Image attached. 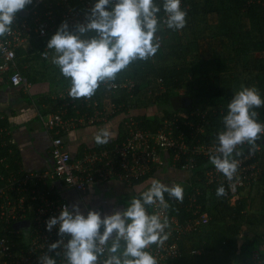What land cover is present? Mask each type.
Here are the masks:
<instances>
[{
  "label": "trees",
  "instance_id": "1",
  "mask_svg": "<svg viewBox=\"0 0 264 264\" xmlns=\"http://www.w3.org/2000/svg\"><path fill=\"white\" fill-rule=\"evenodd\" d=\"M49 1L54 0H32L23 11L43 12ZM72 3L76 8L82 7L75 0ZM155 3L161 6L158 15H165L162 9L163 0H155ZM245 4V0L185 1L181 4L182 10L187 12L185 28L174 31L168 29L161 21L160 30L157 32L161 38V46L155 56L146 61H133L117 74L115 82L122 83L131 79L135 81L136 99L133 104L136 117L144 129L159 130L165 118H172L180 111L187 113L195 109L199 112L208 111L203 122L204 131L193 141L214 143L215 134L223 129L222 119L227 114V105L234 93L240 90L241 85L256 87L264 99V55L261 56L264 54V2L249 7ZM54 8L55 11L58 10L56 6ZM82 8L86 10L85 7ZM74 30L75 28L71 29ZM51 37L52 35L40 40L41 48L47 47ZM48 53L51 57L52 50L48 49ZM17 55L21 66L29 64L30 68L23 69L25 78L34 84L41 81L42 77L37 76L39 72L31 65L34 60L41 58V52L35 48L22 47L17 49ZM41 61H45V66L49 63L50 67L54 68L64 88L70 85V79L65 78L58 67L45 58ZM226 72L238 73L234 76L238 82L230 84L233 79ZM159 79H162L160 84L165 88L160 94ZM107 88V85L101 84L91 98L98 97L101 101ZM150 89L153 93L148 95ZM112 96L117 102L130 99L125 89L113 93ZM52 101L51 111L60 105L58 100ZM75 103V107L69 106V114H76L77 111L79 115L93 113L89 99H76ZM141 110H144V113H141ZM254 110L258 113V122L264 121V107ZM179 120L177 125H180V129L177 131H184L187 140L191 139L192 131L185 125V121L202 122L200 116L196 114L189 116L188 119L182 117ZM121 123L123 124L122 121ZM6 139L8 142L11 141L8 137ZM122 139L123 136L118 135L116 141L99 145L97 148L110 147ZM8 142V146L0 147L4 157L11 156L9 148L16 150L15 146ZM257 144L264 148L262 140L257 141ZM237 150L241 154L236 156L234 153L232 158L252 154L251 162H257L260 169L257 182L250 185L248 193L251 195L255 185L264 186V149L259 152L257 148L253 152L251 146L245 143ZM197 160V167L188 178L190 186L180 184L184 189L183 202L170 198L167 193L165 199L170 215H176L180 222H184L194 218L192 210L188 211L187 205L190 203V196L199 188L201 189L197 196V203L201 206L199 216L207 213L208 219L198 230L179 235L177 244L182 254L171 261L172 264L180 261L186 263L187 258L192 260V264H259V259H264V230L252 228L250 215L245 210L247 200L242 196L235 205H231L227 195L217 197L216 189L220 185L205 187V171L214 165L210 163L209 156H201ZM171 162L168 160L166 165L155 167L151 173L137 180L136 184L145 183L159 170H166L169 165L172 166ZM18 169L17 164L7 167L0 163V186L10 180L12 173H20L17 172ZM26 194L30 196L28 192ZM139 195L136 194L134 197L138 198ZM262 197L264 199V193ZM0 231L3 232L1 223ZM22 237V234L16 235V247L24 245ZM240 238H243L241 243Z\"/></svg>",
  "mask_w": 264,
  "mask_h": 264
},
{
  "label": "built area",
  "instance_id": "2",
  "mask_svg": "<svg viewBox=\"0 0 264 264\" xmlns=\"http://www.w3.org/2000/svg\"><path fill=\"white\" fill-rule=\"evenodd\" d=\"M72 1H49L43 12L21 10L17 13L11 33L0 37V81H7L14 87L22 85H26L27 88L31 87L32 83L26 82L24 78L17 49L35 48L44 58L42 53H48V49L47 47L41 48V39L54 35L62 22L68 23L69 30L75 28L77 24L86 23V16L90 14V9L96 0H75L86 10L82 7L76 8ZM185 1L190 0H181V4ZM261 2L264 0H245V5L249 7ZM55 6L58 8L57 11H55ZM158 18L160 22H163L166 17L158 15ZM158 83H162V79H159ZM102 84L108 87L102 100L100 101L98 97L89 99L93 109L91 114L79 115V111L76 114H69V106H76V100L68 96L70 85L50 96L51 99L58 100L60 103L55 110L49 113L39 112L44 127L53 132L50 153L54 167L51 170L14 172L10 176L11 181L8 179L5 185L0 186V223L3 231H0V258L2 264H39V258L46 253L53 256L57 264H66L62 255H56L60 249L55 252L48 251V246L60 237L57 235L58 227H53L51 232L46 230V221L53 216H58L64 206L71 211L70 204L59 195L54 185L44 186L48 179L64 182L78 191L85 190L89 184L108 179H118L128 186H133L137 180L151 173L155 167L166 165L168 160L172 161L171 165L175 168L193 172L197 167L199 157H208L214 152L216 142L207 144L202 143L201 140L193 141L200 132L204 131L203 122L206 120L208 111L199 112L195 111L196 109L188 113L180 111L172 118H165L161 129L156 131L144 129L141 121L136 117L133 104L136 99L135 81L131 79L122 83L111 81ZM122 89H125L130 99L117 102L112 95ZM164 91L165 88L161 85V91L158 93ZM152 93L153 90L150 89L148 95ZM195 114L200 116L202 122L185 121V125L189 126L192 131L191 139L187 140L184 131H177L180 129L177 122L182 117L188 119L189 116ZM114 115L122 116V130L119 133L123 136L122 140L110 147L85 148L76 158L66 149L63 132L77 127L103 123ZM4 119V115L0 114L1 148L8 142L6 139L8 128L4 125ZM260 123L264 124L263 121ZM261 147L262 145L258 146L259 152L262 151ZM235 159L239 161V168L231 182L214 166L205 171V187L222 184L230 201L239 195L243 187L257 182L260 174L257 162H251L252 154ZM0 163L4 165L7 163L1 151ZM27 192L30 194L29 197ZM200 193L201 189L196 188V192L190 196L187 209L192 210L194 218L184 222H180L176 215H170L169 208H163L158 202L146 206L149 214H159L161 220L167 217L169 221V227L165 230L169 233V239L160 247L151 245L146 249L155 257L157 264H168L181 256L182 253L177 244L179 235L196 231L207 221V213L199 216L201 206L197 203V196ZM236 201L237 199L234 202ZM24 220L30 221L28 227L18 229L13 227L15 222ZM24 232L28 233L26 238L22 237L24 245L16 247V235H25ZM258 257L259 255L256 256ZM103 258L100 257V259ZM259 264H264V259L260 258Z\"/></svg>",
  "mask_w": 264,
  "mask_h": 264
},
{
  "label": "clouds",
  "instance_id": "3",
  "mask_svg": "<svg viewBox=\"0 0 264 264\" xmlns=\"http://www.w3.org/2000/svg\"><path fill=\"white\" fill-rule=\"evenodd\" d=\"M31 3L32 0H0V37L11 33L17 13ZM162 9L168 29L185 28L187 12L182 10L181 0H163ZM160 12L161 6L155 0H96L86 23L77 24L74 31L62 22L47 49L52 50L51 63L70 79L68 96L90 99L102 83L114 81L133 61L154 57L161 46L157 35ZM42 54L49 58L47 52ZM260 107H264V99L259 90L241 85L227 105L223 129L215 134L217 146L209 160L229 182L239 168V161L232 158L234 153L241 154L238 146L247 143L254 152L257 141L264 139V124L258 122L254 110ZM112 137L105 127L94 139L103 145ZM146 183L150 186L138 198L133 197L124 210L111 214L102 216L87 207L82 211L78 204H73L71 211L62 207L58 216L46 221V230L58 227L60 237L48 246V251L60 249L56 255H62L66 264H157L146 249L151 245L160 247L169 239L165 231L169 221L167 217L161 220L159 214H149L146 206L158 202L167 208L165 193L182 203L184 189L180 184L168 186L155 178ZM216 195H227L222 184ZM39 264H57V260L46 253L39 258Z\"/></svg>",
  "mask_w": 264,
  "mask_h": 264
},
{
  "label": "crops",
  "instance_id": "4",
  "mask_svg": "<svg viewBox=\"0 0 264 264\" xmlns=\"http://www.w3.org/2000/svg\"><path fill=\"white\" fill-rule=\"evenodd\" d=\"M28 66L29 64L21 66L22 71L24 68H30ZM51 77L58 84V90L65 87L58 76ZM25 80L29 82L26 78ZM43 82L44 78L36 84L32 83L31 87L27 88L26 85L14 87L7 81H0V114L5 117L4 125L8 128L7 135L8 139L11 140L8 143L13 144L16 148V150L9 148L11 156H6V166L11 167L17 164L19 167L17 172L51 170L54 167V161L50 153L53 132L44 127L39 112L49 113L51 111L53 101L50 96L56 91H54L55 89L51 90L48 84L43 86ZM121 121L122 116L115 115L103 123L77 127L63 132L62 136L64 137L66 149L74 158L79 157L85 148L99 149L97 148L99 145L95 143L94 138L97 132L105 127L113 134L108 143L116 141L122 130ZM166 174L180 178L174 184L188 185L189 183V173L170 165L166 170L156 172L155 176H163L167 179ZM48 185L56 187L57 192L70 204V209H72L73 204H78L79 207L84 208L81 209L83 211L87 207L100 212L103 216L104 214H111L115 210H124L127 201L134 197L135 188L140 184L128 186L118 179H108L89 184L82 191L71 188L64 182L51 179L44 183V186ZM127 188L130 191H127ZM66 189L77 191V196L69 197Z\"/></svg>",
  "mask_w": 264,
  "mask_h": 264
},
{
  "label": "rangeland",
  "instance_id": "5",
  "mask_svg": "<svg viewBox=\"0 0 264 264\" xmlns=\"http://www.w3.org/2000/svg\"><path fill=\"white\" fill-rule=\"evenodd\" d=\"M256 55H258V54H256ZM263 55L264 54L262 53L261 56H263ZM42 59L43 58H37L36 60L33 61V63H31V65L33 66L34 69H37V71L39 72V74L37 73L38 74L37 76L39 78H41V77L44 78L43 86L48 84L50 86L51 90L55 89L54 91H57L58 90V87H57L58 84L51 77V76H57L56 72H55L53 67H50L49 63H47V65L45 66L44 65L45 61H41ZM47 61L51 62L50 55H49V58L47 59ZM55 67H57V66H55ZM241 71H242V69H241ZM241 71L239 73H241ZM226 74L229 75V77H230V75L232 76L233 81L230 84H236L238 82L234 78V76L236 74H238V73H230V74H228V72H226ZM2 94L5 95L4 93H2ZM138 113H139V111H138ZM141 113H144V110H141ZM261 148H262V150L264 149L263 147H261ZM185 172L189 173V175L191 176V172L190 171H185ZM185 175H187V174L185 173ZM166 176H168L167 179H165L163 176H158V177L155 176L153 178L159 180L161 183H163L165 185H168V186H172L175 182L179 181V179H180V178H177L175 176H170V175H167V174H166ZM146 182L143 183V184H140L139 186H137L135 188V191H136L135 195L136 194H140L141 191L146 190L150 186ZM249 188H250V185H247V186L243 187L242 190L239 192V195H237L235 198L231 199V201H230L231 205H235L236 204L237 201L234 202L236 199L238 200L242 196H243V198L245 197V199L247 200V206H246L245 210H246V213L248 215H250V220L252 221V224H251L252 228H255V229H258V230H264V199L262 197V195L264 193V186L261 185V184L255 185L252 188L251 195H249V193H248L249 192ZM127 191H130V189L127 188ZM66 192H67V195L69 197H74V196H77V194H78L77 191H75L73 189H66ZM121 199H123V198H121ZM124 203H126V201H124ZM80 208L84 209L83 207H80ZM24 234L25 235H23V237L28 236V233L24 232ZM242 239L243 238H240V243L243 241ZM172 262L169 263V264H172ZM183 263L184 262L180 261V262H178L176 264H183ZM184 264H192V260L190 258H187V261Z\"/></svg>",
  "mask_w": 264,
  "mask_h": 264
},
{
  "label": "water",
  "instance_id": "6",
  "mask_svg": "<svg viewBox=\"0 0 264 264\" xmlns=\"http://www.w3.org/2000/svg\"><path fill=\"white\" fill-rule=\"evenodd\" d=\"M30 224V221L29 220H24V221H18V222H15L13 224V227L18 229V228H23V227H28V225Z\"/></svg>",
  "mask_w": 264,
  "mask_h": 264
}]
</instances>
